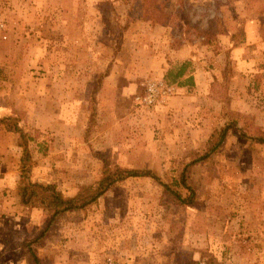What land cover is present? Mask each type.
I'll list each match as a JSON object with an SVG mask.
<instances>
[{
  "label": "rangeland",
  "instance_id": "374dc122",
  "mask_svg": "<svg viewBox=\"0 0 264 264\" xmlns=\"http://www.w3.org/2000/svg\"><path fill=\"white\" fill-rule=\"evenodd\" d=\"M216 16L211 45L193 27ZM249 20L258 42L246 43ZM157 24L172 27L173 47L193 49L197 85L173 118L157 114L177 91L147 55ZM149 79L175 91L148 108L134 100L141 88L119 100L121 87ZM11 114L32 137L31 161L0 124V176L10 172L0 177V264H264V143L250 139L264 133V0H0V117ZM105 161L151 170L184 197L187 169L194 202L152 176L128 177L39 240L48 214L21 203L25 165L71 196L100 180Z\"/></svg>",
  "mask_w": 264,
  "mask_h": 264
},
{
  "label": "trees",
  "instance_id": "16d2710c",
  "mask_svg": "<svg viewBox=\"0 0 264 264\" xmlns=\"http://www.w3.org/2000/svg\"><path fill=\"white\" fill-rule=\"evenodd\" d=\"M159 13L163 14V16L166 18H169V15L165 13L163 9L159 11ZM157 18L159 19V17L155 15L154 20L156 22H160V20ZM220 21L221 19L216 16L209 21L207 27L202 28L199 26L193 27L190 21L187 20L188 27L186 30L189 31V28L193 27L197 34H200L205 38L204 41H206V43L215 45L216 43L214 38L222 31ZM232 37H234V35H232ZM193 71L194 64L193 60L191 59L169 68L165 77L172 84H177L179 86L193 85ZM19 120V117L14 114L6 115L0 117V124L5 125L8 130L16 132L20 135L22 140L21 145L23 146L24 152L22 161L23 163L28 164L31 161V153L28 147V142L29 140H32V137H30L31 135H29L24 130V127L21 125ZM227 130L228 125L223 128L216 139L213 137V145L210 147L209 151L198 160L209 157L211 152L216 151L218 147L224 143ZM247 136L250 137V134ZM251 136L252 137H250V139L254 140L255 142L264 143V133L262 131L258 130L257 135L254 134ZM186 173L187 169H185L180 177V184H182L188 192V196L184 197L180 191L172 189L169 184L165 183L161 177L151 170L111 166L107 161H105L102 176L96 184L83 186L77 194L67 196L60 189H58L57 185L54 183H40L33 181L31 179L30 169L25 165L21 173V181L18 191L21 197V203H23V205L29 207H40L48 214L46 226L39 237L40 240L46 237V231L52 227V225L61 215L68 211L87 208L91 204L95 203L117 182L123 181L128 177L152 176L165 185L169 190H171V192L174 193L179 200L184 203L192 204L194 202V198L196 197L195 190L194 187L189 184ZM35 260L37 261V264H40V261L36 255Z\"/></svg>",
  "mask_w": 264,
  "mask_h": 264
},
{
  "label": "crops",
  "instance_id": "0c3cea01",
  "mask_svg": "<svg viewBox=\"0 0 264 264\" xmlns=\"http://www.w3.org/2000/svg\"><path fill=\"white\" fill-rule=\"evenodd\" d=\"M255 21H248L246 24V37H247V42L249 43L250 40L256 39L255 42L259 41L260 38V34H259V29L258 26L254 25ZM256 23V22H255ZM149 28L151 29V31L154 33L155 32V40L157 45L151 47L150 45H146V48L148 49V53L147 55L150 56V62H151V67L155 68L156 70H160L161 71V76L164 77L166 72L168 71L169 68H171L172 66L176 65V64H180L182 62H185L187 60H193V56H192V48L190 45L184 44L182 46H177L176 48L172 46V42H173V38H171V30L172 27L171 26H167V25H149ZM254 29H256L254 31ZM159 36V37H157ZM164 42L167 45V49L165 46V50H167L165 53L161 52L159 50V46L161 44H164ZM254 42V43H255ZM169 43L171 45H169ZM253 43V42H252ZM194 64V62H193ZM194 71H195V64H194ZM193 71V76H194V84L193 85H184V86H179L177 84H174L177 86V91L176 94H174V96L169 100L168 104L166 106L160 107V109H158L157 114L159 113H166L167 116L173 118V112L175 109H178V107H182L184 108L185 105H187L190 101V99L192 97H190L188 93H190L189 91H192L193 89H195L196 85H197V73L196 71ZM107 84V82L105 83V85ZM142 83L138 84L136 82H129L127 83L124 88L122 89L121 87V94H123L121 96L122 99L119 100H124L127 97V93H133L138 91V88H141V90H139V92L142 91L143 87L141 86ZM191 86V87H190ZM103 90H104V85L102 86ZM192 89V90H191ZM126 95V96H125ZM115 98V97H114ZM118 98L114 99V103L115 100H117ZM122 103V102H121ZM114 107V104H113ZM129 114L128 112H126V114H124V112H122V115H127ZM133 115V114H132ZM61 117H62V113H61ZM79 118H81V115L79 116ZM77 123H78V119H76ZM63 121V120H61ZM76 123V124H77ZM46 126V123L45 125ZM4 169H1V172H3ZM3 176H0L1 178L4 177H9L10 172H4ZM0 178V181L3 182V179ZM5 188V187H4ZM3 187H2V183H0V216L3 215L2 212L6 211L8 208V204L9 202L6 201V197L4 194V189L2 191ZM6 190V188H5ZM15 202L20 206V199L17 198L15 200ZM16 210V209H15ZM9 216V215H8Z\"/></svg>",
  "mask_w": 264,
  "mask_h": 264
},
{
  "label": "built area",
  "instance_id": "2783aa9c",
  "mask_svg": "<svg viewBox=\"0 0 264 264\" xmlns=\"http://www.w3.org/2000/svg\"><path fill=\"white\" fill-rule=\"evenodd\" d=\"M143 92L134 94V100L140 107H151L164 103L175 91V86L164 80L149 79L142 82Z\"/></svg>",
  "mask_w": 264,
  "mask_h": 264
}]
</instances>
